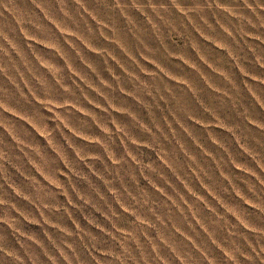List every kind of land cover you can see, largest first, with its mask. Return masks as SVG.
I'll use <instances>...</instances> for the list:
<instances>
[{"label": "rangeland", "instance_id": "1", "mask_svg": "<svg viewBox=\"0 0 264 264\" xmlns=\"http://www.w3.org/2000/svg\"><path fill=\"white\" fill-rule=\"evenodd\" d=\"M0 264H264V0H0Z\"/></svg>", "mask_w": 264, "mask_h": 264}]
</instances>
